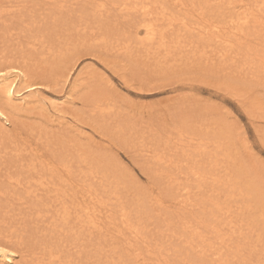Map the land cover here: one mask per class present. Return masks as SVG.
Listing matches in <instances>:
<instances>
[{"label": "rangeland", "instance_id": "1", "mask_svg": "<svg viewBox=\"0 0 264 264\" xmlns=\"http://www.w3.org/2000/svg\"><path fill=\"white\" fill-rule=\"evenodd\" d=\"M45 1L50 5L27 1L23 7L14 6V17L0 9V39L4 40H0L1 52L5 50L24 56L31 68L26 67L27 71L43 70L48 78L33 83L35 90L31 94L26 85L35 80L34 73L26 75L24 80L15 77L19 96L28 100L21 107H11L0 94V111L6 117L0 120L4 123L0 122V126L5 129L0 133V142L7 143L19 135L35 136L34 141L40 143L46 158L55 156L60 165H82L91 176L92 196L102 200L99 205H94V215L103 218V213L107 212L110 219L104 218L105 222L99 225L100 231L104 230L102 234L99 227L82 230L74 227L71 233L76 231L77 237L66 238L60 231H52L48 223L34 219L32 214L33 219L22 228L25 235L33 242L49 239L51 235L54 243L72 251L81 250L74 254L78 264H135V258L128 250H133L136 242L131 239L132 245L130 242L127 245L125 238L129 241L132 234L118 223L119 213L127 211L132 222L139 224L141 233L146 235L142 239L145 245L138 243V248L142 249L137 258H145L149 264L155 257L167 258V264H218L210 249L202 258L193 253L188 248L191 238L182 233L183 222L195 224L193 221L201 217L215 223L218 217V223L234 219L237 225L234 231L226 234L231 237L227 242L234 247V253L227 255L226 260L232 264H264V85L261 81L234 70L221 69L218 65L203 64L198 56L205 55L204 51L210 48L200 44H194L195 52L185 55L191 57L189 60L177 58V62H165L171 55L168 53L153 60L144 52L134 55L118 49L121 46L140 47L143 43L137 40L144 37L140 30L137 37L130 33L126 40L128 35L123 31L127 27L115 31L116 24L128 25L133 16V13L125 14L119 8L115 10L118 2L110 5L111 0ZM100 2H105L102 10L108 7L106 12L93 10ZM59 5L75 9L68 15H59L53 22L52 13L57 12L52 8ZM7 18L9 21H5ZM77 20L91 26L95 33L98 29L109 34L83 39L74 35L66 42L60 40L71 21L78 23ZM4 25L12 29H6ZM9 32L27 34L28 38L20 37L19 41L26 40L18 44L14 38L7 40ZM108 41L110 43H106ZM48 42H52L51 48ZM40 43L45 45L41 53L40 48L37 49ZM6 72L13 74L8 69ZM97 102L104 104L103 110L90 112L91 104ZM38 135L40 139L36 138ZM181 140L193 145L185 147L188 149L185 152L194 154L202 178L209 182L212 173H218L222 177L221 188L234 192L227 196L228 209L234 210L230 218L224 217L227 204L223 193L219 202L224 209H213L210 204L214 205L216 198L209 196L208 188L195 187L194 180L182 167L186 158L184 153L177 154L183 172L178 164L170 165L171 169L155 165V161L158 162L156 156L179 152L180 146H177L179 150L171 146ZM135 143L137 146L133 145ZM132 145L134 149L137 147L136 152ZM206 151L210 154L217 152V155L209 156ZM153 154L156 156L148 159ZM14 160L15 157L0 152V181L6 179V169H15ZM167 172L181 185L186 179L193 185L192 193L196 192V198L200 197V202L195 205L194 218L162 220L168 214L153 208L155 199L159 198L170 206L166 211H178L173 204L178 200L175 193L179 190L163 180ZM4 185L1 189L8 191L10 187ZM202 202L209 204L198 209ZM11 204L0 207V211L10 210V215L19 212L17 208L20 206ZM68 204L70 202L66 203L70 212L79 208ZM168 222L171 223L170 229L166 226ZM221 228L203 229L206 243L212 246H202L215 248L213 244L218 243L212 229L219 231ZM57 229L62 231L60 227ZM184 237L185 241L182 240ZM238 246L241 248L235 253ZM251 247L252 252L249 251ZM29 258L26 252H16L8 264H25Z\"/></svg>", "mask_w": 264, "mask_h": 264}, {"label": "bare ground", "instance_id": "2", "mask_svg": "<svg viewBox=\"0 0 264 264\" xmlns=\"http://www.w3.org/2000/svg\"><path fill=\"white\" fill-rule=\"evenodd\" d=\"M27 1L36 4L43 2L48 6L50 5L45 0H0L3 4L0 9L3 13H7V15L14 17L15 14L12 12L14 6L19 8V5ZM55 2L61 1L56 0ZM117 2L118 7L115 8V10L119 8V10L123 11L125 14L133 13V16L128 25L125 23L116 24L115 31H121L127 27V29L123 31L128 35L126 40L130 38V33L135 34V36L140 30L144 33V37H142L141 40H137L138 43H143L142 46H121L118 49H125V51L133 53L134 55H137V52H144L147 56L151 55L153 60H159V56L162 57L163 54L168 53L171 55L165 59V62H177V58L189 60L191 57L185 55L190 53V51L195 52L193 49L194 44H200L202 47L210 48L209 51H204L203 54L205 55L198 56L200 62L203 64L214 67L218 65L224 70L230 69L245 76L250 75V77H255L257 81H261L260 83L264 85V0H111L110 5ZM23 6H25V4L22 5V7ZM104 6L105 2H100L96 4L93 10L106 12L108 7L102 10ZM55 9H59V11ZM74 9L65 8L63 5L52 8L53 12H57L52 13V21L56 22L59 15H68L67 13L73 12ZM48 15L49 13H46V16ZM41 17L43 18V16ZM96 19L97 18H95L94 21H96ZM5 21H9V18ZM77 22L78 23L71 21L69 27L62 32L60 40L66 42L67 39L72 38L74 35H76L77 38L80 37L83 39L93 38L100 34H109L102 33L98 29H96L98 33H95L92 31L91 26H85L86 23H81V20H77ZM198 25L199 27H195ZM4 26L6 29H12L9 25ZM139 27L141 29H139ZM27 29L30 28L27 27ZM111 33L113 34L116 32L111 31ZM25 35L27 34L19 35L18 33L9 32L7 40L8 38H10V40L14 38L18 44H21L28 38ZM23 36L26 38L19 41L20 37ZM132 38H134V35ZM0 40H2V37ZM106 43L110 42L108 41ZM38 45L40 46H38L37 49L40 48V53L43 52L45 45L43 43ZM48 45L51 48L52 42H48ZM159 47H161V49ZM196 47H198V45ZM3 52H1L0 49V94H3L11 107H21L24 103L28 102V100L24 96H19L20 90L16 86L15 77L20 76V79L24 80L26 75L32 76L34 73L35 80H31V83H27L26 85V87L30 89L29 91L31 94H33L35 90V85H33V83L43 82L48 78L45 74L46 72H43V70L40 72L27 71L25 68L28 67L29 64L24 56L10 52L9 54L6 53L5 50H3ZM202 56L203 58H201ZM20 62L23 63L24 66H20ZM15 64H19V66ZM7 69L11 72L13 71V74L6 72ZM6 73L8 74L7 76ZM13 75L14 77H12ZM91 106L89 111L97 112L101 110L104 104H91ZM4 116L5 113L0 111V120H2ZM132 127L135 128L134 124H132ZM2 132H5V129L0 126V133ZM34 138L35 136L33 137L26 134L24 136L19 135V137L15 136L14 139L7 143L0 142V152L5 155H10L11 158L15 157L14 162L16 163L15 169H6V171H8L5 177L6 179L0 181V207L5 208L8 206V203L20 206L17 208L19 212L11 215L9 214L10 210L0 211V213L3 212L0 218V249H6V251H0V259L3 261L1 263L8 264V262H12V258L16 255V252H26L30 258L25 264H78V260L75 259L74 254L77 252L79 253L81 250L78 251V249H76L72 251L62 244H56L53 242L51 235L49 239L33 242L29 239V236L25 235V231H22L23 226L29 222L30 219H33L32 214H34V219L43 223H48L49 227H52V231H60L66 238H70L71 236L76 238L77 235L75 236V234H77V232L71 233L74 227L76 230L95 227L98 229L99 227L100 231L101 227L99 225L105 222L104 218L110 219V215H108L107 212L103 213V218L99 217L97 214L94 215V205H99L102 203V200H99L97 196H92L94 191L91 190V176L89 172H87L82 165H60L56 163L55 156L46 158L44 156L45 151L42 150L40 143L34 141ZM36 138L40 139L39 135L38 137L36 136ZM180 142L181 143H174L171 146L175 150L181 149L179 152L177 151L175 154L169 153L166 156H156L153 154L150 155L148 159H152L156 156L158 162L155 161V165L159 168H164L165 166L170 167L173 163V165L178 164L181 172H183L181 163L177 159V154L184 153V157L186 158L183 160L185 163L182 167L187 170L189 178L194 180L195 187L199 189L201 186L208 188V192H211L209 196L216 198L214 202L215 206L210 204L213 209L223 208L220 206L221 203L219 202V199L222 197L220 194L223 193L224 202L227 204L224 217L230 218L231 212H234V210L228 209L229 200H227V196L234 194V192H227V190L221 188L222 184L220 183V179L222 177L219 176L218 173L213 172L209 182L202 178L199 171L200 168L197 167L195 162L194 154L190 155L185 152L188 150L185 147H191L193 145L189 142L184 144L182 143L184 142L183 140ZM136 144L137 143L133 145ZM177 146H180L179 149ZM136 148L137 147H135V149ZM172 148H169V150H172ZM205 154L216 156L217 152L210 154L206 151ZM146 155L148 154L146 153ZM211 159L214 160L213 158ZM5 168L6 165H4V169ZM169 169H171V167ZM185 177L186 175L184 178ZM163 180L173 185L172 188L179 191L182 190V192L177 191V193H175V197L178 200L173 204V207L178 209L177 212L166 211L170 206L165 205L159 198L155 199L152 205L153 208L156 207L154 209L165 211L163 214H168L162 217V220L171 221L177 217L180 221H183L185 218H194L195 205L200 202V197L196 198V192L192 193L193 185L187 183L188 179L181 185V183L176 181L168 172L165 174ZM3 185L5 187H10V189L8 191H3L1 189ZM67 202H70L71 206H79V208H73V211L70 212L66 206ZM1 203L4 204V206H2ZM207 204L209 203L202 202L198 209H204ZM103 208L105 207L103 206ZM15 209L16 208H12V210ZM25 212L26 214H22ZM261 212L262 209L259 210L260 215ZM184 213L187 214L185 215ZM178 214L181 215L179 216ZM207 214L209 215L210 212ZM119 215L120 220L118 221L120 222L118 223H120V227L124 230H128L127 232L132 234V238H129V241L127 240L128 238H125L127 245L129 242L132 245L131 239L134 243L136 242L134 249L128 250L133 256V259L135 258V264H149L145 258H137L141 254L142 249L138 248V243L141 244L140 246L145 245V241L142 239L146 236L141 233L139 228L140 225H135L132 222L131 214L129 215L127 211H122ZM263 215L264 213H262V216ZM230 220L227 223H218L220 220L217 217L215 224L209 223L207 219L200 217V220L193 221L195 224H185L183 222L182 233L185 234L186 237H190L191 241H194V243L191 241L189 242L188 248L193 250V253L197 254L200 258L207 255L206 251L210 249V254L216 255L215 261H218V264H232L231 261L226 260V256L234 253V247L231 242H227L231 237H227L226 234H229V231H234L237 225L234 219ZM96 224L98 225L95 226ZM245 224L247 225L248 222ZM166 226L170 229L171 223L168 222ZM211 226L222 227L219 231L217 229H212L213 236H215L218 243L213 244L215 245L213 249L202 246H212L211 243H206V239L202 232L203 229L210 228ZM58 227H60L62 231L57 229ZM225 227L226 229L224 230ZM241 228L242 226H240V229ZM63 229H66V232ZM103 229H106V227ZM120 231L122 232V230ZM103 232L104 230L99 233L102 234ZM138 237L141 239H138ZM182 240L185 241L186 238L184 237ZM223 247L225 250H222ZM240 248L241 247L238 246L235 253L238 252ZM249 251H253L252 247ZM154 252H157V250ZM251 252L248 254L251 255ZM153 260L151 264H167L166 261H168L167 258L161 257H155Z\"/></svg>", "mask_w": 264, "mask_h": 264}, {"label": "snow or ice", "instance_id": "3", "mask_svg": "<svg viewBox=\"0 0 264 264\" xmlns=\"http://www.w3.org/2000/svg\"><path fill=\"white\" fill-rule=\"evenodd\" d=\"M0 251H6V249H0Z\"/></svg>", "mask_w": 264, "mask_h": 264}]
</instances>
